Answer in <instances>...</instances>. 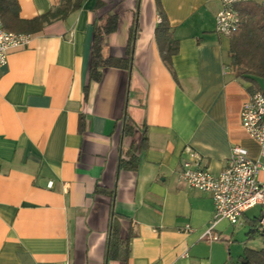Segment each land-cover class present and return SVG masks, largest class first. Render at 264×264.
Segmentation results:
<instances>
[{
    "label": "crops",
    "instance_id": "obj_1",
    "mask_svg": "<svg viewBox=\"0 0 264 264\" xmlns=\"http://www.w3.org/2000/svg\"><path fill=\"white\" fill-rule=\"evenodd\" d=\"M61 2L0 0L3 28L32 36L0 69V264H224L235 228L248 232L258 217L221 222L222 240L202 239L213 203L186 185L181 163L192 150L219 174L234 145L256 160L240 111L252 90L264 96V78L230 66V39L215 31L221 0H160L177 43L172 70L155 40V0H85L65 19L30 26ZM108 14L118 26L104 57L127 58L138 23L130 68H105L89 83L93 24ZM126 116L135 124L129 137ZM143 131L147 148L133 171L124 165ZM112 192L128 253L107 257Z\"/></svg>",
    "mask_w": 264,
    "mask_h": 264
},
{
    "label": "built area",
    "instance_id": "obj_2",
    "mask_svg": "<svg viewBox=\"0 0 264 264\" xmlns=\"http://www.w3.org/2000/svg\"><path fill=\"white\" fill-rule=\"evenodd\" d=\"M244 3H255L264 7V0H221V8L215 16V31L230 39L240 26V16L236 7ZM31 35L8 32L0 19V69L7 65L8 52L13 49L27 48ZM240 121L246 134L256 142L258 156L251 160L247 151L234 145L225 169L212 174L201 166V157L189 151L188 158L181 163V178L186 185L210 196L214 214L202 239L220 241L215 233L221 222L232 227L241 224L245 213L252 208H264V96L256 92L247 97L240 111ZM51 185V184H50ZM264 237V217H258L250 228ZM184 231H190L187 225Z\"/></svg>",
    "mask_w": 264,
    "mask_h": 264
},
{
    "label": "trees",
    "instance_id": "obj_3",
    "mask_svg": "<svg viewBox=\"0 0 264 264\" xmlns=\"http://www.w3.org/2000/svg\"><path fill=\"white\" fill-rule=\"evenodd\" d=\"M83 1L85 0H62L60 5L53 12L34 19L33 22L30 23V26L33 27L34 24H37V29H39L44 22L54 19H65L70 13L77 11ZM96 5L98 6L100 4ZM155 6L161 16V22L155 28V40L159 46L163 61L167 67L172 70L171 57L177 52V43L172 40L170 26L162 13L160 0H155ZM239 16V30L230 38V66L236 71L238 76L253 75L264 78V8L255 4L246 10L240 11ZM117 26L118 17L116 14H108L104 19L94 22L93 24L88 70L89 83L99 82L102 71L105 68H130V51L138 30V23L136 20L129 33L127 58L115 59L112 57H104L101 52L105 37L114 33L117 30ZM34 30H36V28H34ZM248 80L250 79L248 78ZM87 90L88 85L84 87L85 99ZM255 92V90H252L251 94ZM134 129V122L126 116L122 129L123 137L131 136ZM147 143V133L143 131L140 143L136 150L132 152L131 156H129L128 161L124 165L125 168L133 171L136 170L139 153L147 148ZM110 196L111 204L106 256L127 255L128 243L119 237V217L115 214L113 209L114 193H110ZM259 217H264V210L261 211ZM256 235L257 234H255L253 230L249 229L247 232V239H252ZM224 264H264V249L252 250L244 248L242 254L236 260H233L229 256Z\"/></svg>",
    "mask_w": 264,
    "mask_h": 264
},
{
    "label": "rangeland",
    "instance_id": "obj_4",
    "mask_svg": "<svg viewBox=\"0 0 264 264\" xmlns=\"http://www.w3.org/2000/svg\"><path fill=\"white\" fill-rule=\"evenodd\" d=\"M146 0H142L145 3ZM264 208L255 207L250 209L245 213L244 219L251 220L257 218L261 215V211ZM248 230V225L239 226L235 228V233L231 239L232 246V259L236 260L238 255L243 251L244 247L252 250L264 249V237L261 235H256L252 239H247L246 232Z\"/></svg>",
    "mask_w": 264,
    "mask_h": 264
}]
</instances>
